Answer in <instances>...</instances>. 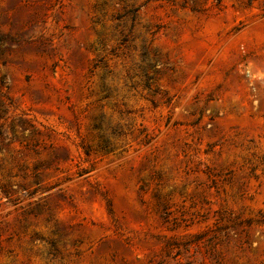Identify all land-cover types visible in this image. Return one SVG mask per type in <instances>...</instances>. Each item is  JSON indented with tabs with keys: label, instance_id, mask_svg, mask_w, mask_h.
Returning <instances> with one entry per match:
<instances>
[{
	"label": "rangeland",
	"instance_id": "1",
	"mask_svg": "<svg viewBox=\"0 0 264 264\" xmlns=\"http://www.w3.org/2000/svg\"><path fill=\"white\" fill-rule=\"evenodd\" d=\"M0 264H264V0H0Z\"/></svg>",
	"mask_w": 264,
	"mask_h": 264
}]
</instances>
